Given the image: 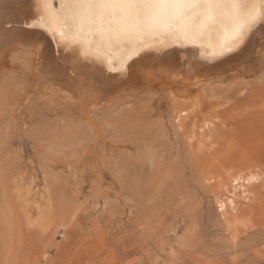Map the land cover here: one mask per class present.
<instances>
[{"label":"rangeland","instance_id":"rangeland-1","mask_svg":"<svg viewBox=\"0 0 264 264\" xmlns=\"http://www.w3.org/2000/svg\"><path fill=\"white\" fill-rule=\"evenodd\" d=\"M258 56L242 75L193 89L194 114L227 123L191 142L163 91L96 112L93 128L62 100L27 96L21 142L11 108L0 109V264H264V184L248 185L227 216L219 209L236 177L264 179Z\"/></svg>","mask_w":264,"mask_h":264},{"label":"bare ground","instance_id":"bare-ground-1","mask_svg":"<svg viewBox=\"0 0 264 264\" xmlns=\"http://www.w3.org/2000/svg\"><path fill=\"white\" fill-rule=\"evenodd\" d=\"M55 7L59 8V0H56ZM41 15L44 16L45 23H51L47 10L39 5L38 0H0V67L3 65L9 67H6V73H3L5 70L2 72V67L0 70V109L11 108L13 122L9 121V123H14L15 139L19 142L33 119L31 114H26L24 110L23 102L27 96L35 95L41 99L53 97L62 100L69 107L75 120L84 121L87 126L93 128L99 124L96 123L95 126L92 119L96 112L109 111L130 95L153 96L160 91L170 95V100L174 102L172 108L174 121L179 129L185 130L187 139L191 142L197 135L202 134L197 133L195 129L210 133L212 127L215 129L217 127V131L224 130L227 123V120L219 115L209 113L202 117L199 113L194 114L196 106L187 104L193 99V89L199 88L201 91L221 80L231 79L236 74L242 75V72L247 70L246 62L252 57L264 56V25H260L247 41L241 55L215 56L217 46L223 44L228 37L209 33L205 36L202 46L169 45L164 51L150 47L138 54L129 52L127 53L129 59L125 65L128 71L125 72L120 70L119 65L114 68L112 63L114 59L118 60L124 54L122 51L101 52L98 50L99 43L96 49L87 51L91 36L84 41L62 40L58 33L53 38L42 29L24 27L25 22L38 19ZM5 22L10 23L12 27H5ZM33 33L36 35L34 36ZM36 39H39L40 43H36ZM53 61L60 68V72L56 75L51 72ZM18 76L21 77L20 80ZM14 85L22 86V89L19 88L20 91L22 90V95L17 97L18 92L16 94L13 92L17 100L15 102L13 100V103L12 98L9 99L11 103L3 104ZM151 100L153 99L151 98L150 102ZM49 102L53 106L51 99ZM4 113L9 112L5 110ZM120 116L119 123L124 118ZM189 118L191 123L188 127L185 121ZM209 135L205 136L206 139L211 137ZM242 177L239 175L233 180L234 190L219 202V209L223 215L235 211L240 198L247 200L248 185L255 182L264 184L262 175H254L246 179Z\"/></svg>","mask_w":264,"mask_h":264},{"label":"snow or ice","instance_id":"snow-or-ice-1","mask_svg":"<svg viewBox=\"0 0 264 264\" xmlns=\"http://www.w3.org/2000/svg\"><path fill=\"white\" fill-rule=\"evenodd\" d=\"M47 10L51 23L44 16L25 22V28L42 29L62 40H87L88 52L96 49L112 53L122 51L112 61L125 72L129 56L146 48L164 51L169 45H203L209 33L227 35L217 46L215 56L241 55L257 26L264 25V0H38ZM5 27L12 25L5 22ZM35 36L36 34L33 33ZM36 43H40L36 39ZM51 72H60L53 61Z\"/></svg>","mask_w":264,"mask_h":264}]
</instances>
